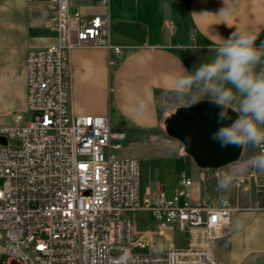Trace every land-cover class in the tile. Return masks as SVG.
Wrapping results in <instances>:
<instances>
[{"label":"built area","instance_id":"obj_1","mask_svg":"<svg viewBox=\"0 0 264 264\" xmlns=\"http://www.w3.org/2000/svg\"><path fill=\"white\" fill-rule=\"evenodd\" d=\"M96 1L108 9L109 0ZM73 8L72 0L51 1L47 26L57 42L28 53L26 109L0 124V255L7 264H221L211 248L230 229L231 200H195L187 171L173 194L142 193L138 159L120 155L124 133L107 116L70 111V52L121 54L106 38V14L88 19ZM225 169L201 170L200 179H220ZM263 176L251 167L230 184L242 188ZM131 212L187 233L188 246L135 238Z\"/></svg>","mask_w":264,"mask_h":264},{"label":"crops","instance_id":"obj_2","mask_svg":"<svg viewBox=\"0 0 264 264\" xmlns=\"http://www.w3.org/2000/svg\"><path fill=\"white\" fill-rule=\"evenodd\" d=\"M51 1L0 0V117L26 109L28 53L57 42L47 26ZM72 4L85 18L108 16L106 38L110 46L120 47L121 54L106 47L70 52V111L107 116L113 131L125 135L120 155L138 161L141 155L146 157L149 183L145 189L141 185L142 193L158 188L173 194L180 173L187 171L195 181V200L230 199L234 207L230 229L212 244L213 255L221 264H264V204L259 193L264 190V176L242 188L221 187V178L212 176L201 180V169L182 152L180 142L167 135L164 123L179 108L166 91L173 78L183 67L191 72L210 61L219 37L227 39L239 28L258 31L257 45L264 41V0H109L108 9L96 0H72ZM142 101L148 107L140 111ZM126 141L141 148L124 151ZM256 154L258 148L246 145L240 160L225 167L227 175ZM168 231L180 232L159 223L164 239L159 247L176 246ZM184 234L183 246L177 247L188 246L189 235ZM140 236L154 244L152 230Z\"/></svg>","mask_w":264,"mask_h":264},{"label":"clouds","instance_id":"obj_3","mask_svg":"<svg viewBox=\"0 0 264 264\" xmlns=\"http://www.w3.org/2000/svg\"><path fill=\"white\" fill-rule=\"evenodd\" d=\"M258 37L256 30L239 28L227 39L219 37L214 57L191 72L183 67L166 90L179 107L190 108L207 99L220 108V126L211 139L222 148L251 145L262 149L231 175L222 177L221 187H227L234 176L249 167L264 171V41L257 45ZM147 107L142 101L139 110ZM229 110L237 114L235 120Z\"/></svg>","mask_w":264,"mask_h":264},{"label":"water","instance_id":"obj_4","mask_svg":"<svg viewBox=\"0 0 264 264\" xmlns=\"http://www.w3.org/2000/svg\"><path fill=\"white\" fill-rule=\"evenodd\" d=\"M75 12L76 8H73L72 13ZM219 111L220 108L211 101L203 100L190 108H177L164 122L167 135L180 142L184 152L201 170L225 168L238 162L243 153L244 146L230 145L222 148L211 139V134L220 126L217 115ZM229 114L232 120L237 118L235 112L229 110ZM0 141L6 143L3 138ZM143 240L148 241V238L143 237Z\"/></svg>","mask_w":264,"mask_h":264},{"label":"rangeland","instance_id":"obj_5","mask_svg":"<svg viewBox=\"0 0 264 264\" xmlns=\"http://www.w3.org/2000/svg\"><path fill=\"white\" fill-rule=\"evenodd\" d=\"M29 116V115H28ZM12 114H4L0 117V124H12ZM128 141L125 142V148L124 151L127 152H132V151H139L141 147L137 146L135 143L132 145H128ZM246 146V145H245ZM244 146V149H245ZM243 149V152H244ZM182 152L184 153L183 149ZM140 153V152H137ZM243 154V153H242ZM242 157V156H241ZM146 157L145 156H140L139 157V163H140V180H141V185L143 189L146 188L147 184L149 183V176L147 173V168L145 167L144 161ZM188 170V169H187ZM189 171V170H188ZM195 179H197V174L194 175ZM3 185V181L0 180V187ZM153 192L158 191V188H153ZM128 217L132 221L133 225V235L136 238L139 234L144 232L145 230H152L153 231V243L156 246H160L164 243V239L162 237L163 233L158 232V226L159 223L154 219V217L146 212H131L128 214ZM168 234H170V231H168ZM186 235L184 233L175 231L171 233L168 238H172L174 240V243L176 246H183L184 238ZM139 249H136L138 251ZM8 257L5 255H0V264H7Z\"/></svg>","mask_w":264,"mask_h":264}]
</instances>
